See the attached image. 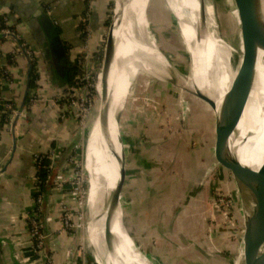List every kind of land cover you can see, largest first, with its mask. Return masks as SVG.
Returning <instances> with one entry per match:
<instances>
[{"label":"rangeland","instance_id":"obj_1","mask_svg":"<svg viewBox=\"0 0 264 264\" xmlns=\"http://www.w3.org/2000/svg\"><path fill=\"white\" fill-rule=\"evenodd\" d=\"M196 1L201 21L194 29L203 36L209 32L221 40L224 43L220 48L222 62L228 71L235 69L242 37L235 0ZM133 9L136 11V6ZM115 10L116 1H113L108 11L109 25L103 42L95 49L90 46L92 59L88 70L83 69L90 74L87 77L95 88L92 87V94L89 91L94 103L90 116H87L89 118H86L88 123L85 124L83 135L80 126L75 124L76 131L82 135L79 140L80 152L75 147L77 142L69 155L63 157L70 165L79 162L81 176L87 184L86 207L81 219V229L86 235L84 243L87 244L83 250L87 247L94 249L92 258L98 264H105L108 252L106 220L103 227L104 241L98 244L104 247L102 258L97 253L98 248L90 231L92 216L87 207L90 189L88 173L84 168V149L93 120L98 115L100 94L98 89L96 91V85L99 73L101 76ZM142 14L148 25V35L153 41L152 49L159 51L163 60L158 61L147 55L138 57L141 66L131 78L126 103L121 111H117L123 134H128L127 129L130 128V133L134 132V140H137L134 144L136 147H132L133 139L127 144L128 148L124 144L126 174L128 170H133L132 166H137L130 160L131 149L136 153L146 150L149 158L148 166H137L138 173L135 176L127 174V183L132 180L134 186L125 188L122 194L125 229L150 264H245L247 247L241 202L230 178L225 184H229L228 190L218 191L220 180L212 159L214 119L211 108L190 90L193 86L192 65L179 18L166 0H147ZM261 54L264 56V51ZM100 82L101 78L99 86ZM248 104L251 105V100ZM71 114L77 116L75 111ZM142 139H148L147 147H144ZM231 150L233 153L232 147ZM145 201H148L147 205ZM145 207L150 208L148 219L144 218ZM137 208L143 213L142 217L137 218ZM100 209L101 204H98L97 211Z\"/></svg>","mask_w":264,"mask_h":264},{"label":"crops","instance_id":"obj_2","mask_svg":"<svg viewBox=\"0 0 264 264\" xmlns=\"http://www.w3.org/2000/svg\"><path fill=\"white\" fill-rule=\"evenodd\" d=\"M113 1L115 3L116 0H96L95 8L89 13L84 0H0V13L7 14L20 43L35 53L37 61L35 85L32 88L30 86L23 102L30 62L20 51L17 41L3 38L0 42L1 54L6 57L10 54L15 55L12 65L0 63L7 72L4 79L2 75L0 76V169H3L0 173V264H45L48 258H52L54 264H98L92 258L94 249L85 247L86 250H83V246L87 245L84 243L86 240L84 229H81L83 217L81 219L80 215L74 217V230H66L63 224V208L73 204L68 184L62 185L57 180V175L71 166L63 157L68 156L74 149L73 147L69 149L73 144L77 142L79 144L82 135L76 131L77 127L72 117L69 115L63 117L64 103L55 101L57 90L66 85L58 79L52 55L48 61V56L45 54L44 46H47V38L42 30L41 16L46 13L53 20L67 56L72 62L78 63L79 54L85 52L89 37L83 34L81 19L89 13L92 28L89 45L93 49L97 48L106 35L108 11ZM34 94L38 102L28 108ZM7 102H13L20 110L27 109L28 116L18 118L15 126H13L15 118L9 122L8 116L6 123L3 122L1 113L6 112L3 103ZM120 128L124 144H129L133 139L132 147H136L134 132L131 134L128 128L129 135L123 134L122 126ZM142 141L144 147H147L148 139ZM51 151L58 156L54 161L48 158L52 165L50 168L54 169L56 174L52 184L48 186L47 193L40 186L43 192L41 214L46 235L45 254L35 255L31 251L30 227L27 220L28 214L35 206L33 181L37 172L35 157L37 155L49 157ZM129 153L132 163L138 167L148 166L149 158L146 150L142 149L136 153L131 149ZM137 166H132L133 170H128L127 174L135 176L138 173ZM119 180L120 176L117 184ZM140 182L143 184L142 181ZM126 183L124 190L134 186L132 180L127 186ZM145 204L147 205L148 201H145ZM144 210V218L148 219L150 208L145 207ZM136 211L137 218L142 217L141 210L137 208ZM98 249L97 253L103 258L102 248Z\"/></svg>","mask_w":264,"mask_h":264},{"label":"bare ground","instance_id":"obj_3","mask_svg":"<svg viewBox=\"0 0 264 264\" xmlns=\"http://www.w3.org/2000/svg\"><path fill=\"white\" fill-rule=\"evenodd\" d=\"M166 1L179 18L182 34L188 48L187 52L190 54L193 84L190 90L192 93L195 92L194 85L196 84L204 96L216 101L219 108L222 98L229 90L236 75L235 70L228 71V68L222 62L220 48L223 47L224 43L209 32H206L203 36L202 33L199 34L194 29V26L201 21L197 13L199 6L196 0ZM135 6L137 12L133 9ZM145 6H147V0H117L115 11L117 23L114 26L116 49L110 68L108 92L115 115L118 114V110H122L123 105L126 103L131 78L137 68L141 66L138 57L147 55L158 61L163 60L160 52L152 49L154 47L152 38L148 35V25L144 15H141ZM138 8L140 9L138 10ZM209 54H211V57ZM148 64L150 65V62ZM150 67L155 70L154 66L150 65ZM98 86L99 88H97ZM97 87L96 91L98 89L100 94L99 103L101 104L102 71L101 76L100 73L98 75ZM249 100H251V105L248 104ZM248 102L241 115L236 130L237 134L235 133L230 141L233 153L240 162L245 202L248 200L250 193L252 175L264 163V56L261 52L258 56L256 77ZM100 104L97 109L98 115L97 117L94 116L92 129L84 149V168L88 173L90 189L87 207L92 216L89 224L97 248H102L98 244L104 241L103 227L105 220V240L107 245L110 243L108 231L110 199L111 193L117 190L116 186L119 184L117 182L120 176L119 155L121 153L115 134L110 135L108 127L101 116ZM98 204H101L102 208L99 211H97ZM113 233L119 239V247L108 249L105 255V264H150L127 234L123 222L122 208L118 209L115 216ZM246 247L247 263L260 264L252 253L247 239Z\"/></svg>","mask_w":264,"mask_h":264},{"label":"water","instance_id":"obj_4","mask_svg":"<svg viewBox=\"0 0 264 264\" xmlns=\"http://www.w3.org/2000/svg\"><path fill=\"white\" fill-rule=\"evenodd\" d=\"M235 6L238 11L241 25V47L239 51V61L237 67L233 70L236 75L232 84L221 100L218 108L215 100L204 96L195 84L196 91L193 92L197 98L205 102L212 111L214 119L213 129V154L212 159L214 167L219 177V192L228 190L229 184L227 179L230 178L233 186L236 187L238 199L241 202L242 225L244 237L248 240L252 253L260 264H264V163L259 170L252 176V184L248 200L245 202L244 192L242 189V176L240 170V162L230 147V141L235 135L237 127L240 123L241 115L246 107L250 93L252 91L256 68L258 64V56L264 51V5L263 0H235ZM117 8V0H116ZM116 11V10H115ZM202 21L204 22V8L202 6ZM116 17V16H115ZM111 25L107 45L104 51V59L102 64V96H101V116L108 127L110 135H114L120 145V180L117 190L111 193L110 214L108 219V231L110 235V243L108 249L119 247V239L113 233V223L115 216L121 207L122 194L124 191L127 174H126V155L124 149L123 138L120 128V114L115 115L109 100V78L110 68L115 55L116 40L114 38V26L116 18ZM41 26L44 36L47 38V46H44L45 54L54 58L55 64L62 68V61L66 57V49L61 37L59 36L53 20L44 13L41 16ZM9 37L17 41L24 53V47L20 44L15 34L5 36L0 34V42L3 38ZM25 54V53H24ZM26 55V54H25ZM27 72L26 88L24 99L28 95L30 88V78L32 72V63L30 58ZM18 118H15L13 126H15ZM237 134V133H236ZM74 144L69 148L71 149ZM3 169H0V173ZM117 244V245H116ZM247 257V258H246ZM248 256L245 254V264H248Z\"/></svg>","mask_w":264,"mask_h":264},{"label":"built area","instance_id":"obj_5","mask_svg":"<svg viewBox=\"0 0 264 264\" xmlns=\"http://www.w3.org/2000/svg\"><path fill=\"white\" fill-rule=\"evenodd\" d=\"M86 2L87 7L89 8L88 12L90 13L91 10H93L96 6V0H84ZM89 13L81 19V24L83 26V34L87 37L88 45L86 46L85 52L79 54V60L78 65L80 66L81 74L76 78L74 84L72 85H66L62 88H59L56 93L55 101L56 103H64L63 109V117H73L74 115L71 114L73 111L76 112L77 116H74L75 124L80 126L82 135L84 134L85 127L88 123V120H86L87 116L91 114V109L93 108L92 103V97H90V93L92 94V90L95 86L90 82L91 80L88 79L87 75H90L87 71L85 72L83 69L88 70V64L90 62V59H92V53L89 50V41L92 36V28L90 23V15ZM0 15L4 16L5 23L10 26V20L7 14L0 13ZM1 34H4L5 36H8L12 33L8 29L2 30ZM9 38V37H5ZM85 44V45H86ZM26 46V45H25ZM24 47V45H23ZM20 51L23 53V51L20 49ZM24 53L28 58H30L32 63H36V55L35 53L30 49L24 47ZM23 53V54H24ZM6 56L4 54L0 53V63L5 64L6 62ZM85 73H84V72ZM6 70L3 71L2 76L3 79L6 76ZM90 85H89V84ZM84 86L83 88L80 87V85ZM89 85V86H88ZM97 87V85H96ZM83 89V90H81ZM90 91V93H89ZM37 96L34 94L28 104V108H30L32 105L38 102ZM4 104V110L9 112V122H12L14 118H26L27 115V109H18L15 107L13 102H7ZM90 116V115H89ZM89 118V117H88ZM87 118V119H88ZM76 149H81L80 144H77ZM77 150V151H79ZM50 156H46L47 158L51 159V161H54L55 158L57 159V154L52 151ZM41 160L39 155L35 157V164H36V170L38 171L41 168ZM73 160V159H72ZM71 160V162H72ZM1 166V162H0ZM52 167V165H51ZM71 167L74 169L64 170L60 172L57 175V180L64 184H68L69 191L71 194V200L73 205H68L63 208V224L64 228L66 230H74V217L76 215H80V219L83 217V211L86 207V199H87V184L83 180V177L81 176V166L79 162L77 161L75 164L71 165ZM34 187H35V206L30 214L27 216V220L29 222V242L31 245V251L35 255L45 254V247H46V235L44 231V220L41 214V206L43 202V192L40 189V181L37 177L34 178ZM45 264H54V261L52 258L46 259Z\"/></svg>","mask_w":264,"mask_h":264},{"label":"trees","instance_id":"obj_6","mask_svg":"<svg viewBox=\"0 0 264 264\" xmlns=\"http://www.w3.org/2000/svg\"><path fill=\"white\" fill-rule=\"evenodd\" d=\"M111 5H113V2H111L110 6ZM4 18H5L4 16L0 15V34H1L2 30H4V29H8L12 33L15 34L14 27L11 25L8 26L5 23ZM108 25H109V22L106 23V26H108ZM24 47H26V46L24 45ZM6 58H7V65H12L15 61V55H13V54H10ZM62 66H63L62 68L59 65H58V67L56 66L58 77H59L58 79L61 81V83L65 84V85L74 84L76 78L81 74L80 66L78 65V63L72 62L69 59V57L67 56V54H66V57L62 61ZM32 67H33V69H32L33 72L31 75V84H30L31 88L34 87L35 81L37 78L36 63H32ZM4 70H5V68L0 65V76L2 75ZM92 93H93V90H92ZM1 114H3V122L5 124L8 116H9V113H8V111H6V112H2ZM40 158H42V160L40 162L41 168L36 172V177L39 179L40 186L42 187V189L47 193L48 192V186H50V184H52L51 182H52V179L54 178V176L56 174V171L54 169L50 168L51 167L50 160L46 157V155H44V156L42 155V156H40Z\"/></svg>","mask_w":264,"mask_h":264}]
</instances>
